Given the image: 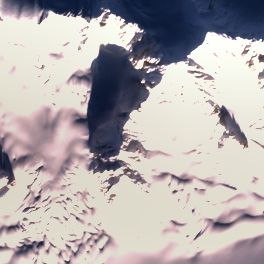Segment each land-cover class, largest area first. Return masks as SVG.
<instances>
[{"label":"snow or ice","instance_id":"obj_1","mask_svg":"<svg viewBox=\"0 0 264 264\" xmlns=\"http://www.w3.org/2000/svg\"><path fill=\"white\" fill-rule=\"evenodd\" d=\"M0 264H264V0H0Z\"/></svg>","mask_w":264,"mask_h":264},{"label":"bare ground","instance_id":"obj_2","mask_svg":"<svg viewBox=\"0 0 264 264\" xmlns=\"http://www.w3.org/2000/svg\"><path fill=\"white\" fill-rule=\"evenodd\" d=\"M113 31L115 32V29H114ZM113 37H114V36H113ZM232 147H234V146H231V145H230V148H232ZM236 151H238V150H236ZM11 199H12V198L10 197V198H9V201H11ZM9 201H6L5 203H8Z\"/></svg>","mask_w":264,"mask_h":264}]
</instances>
